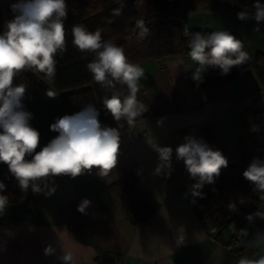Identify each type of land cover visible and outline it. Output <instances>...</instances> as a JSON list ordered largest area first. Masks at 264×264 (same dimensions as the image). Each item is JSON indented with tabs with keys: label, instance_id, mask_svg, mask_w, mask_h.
<instances>
[{
	"label": "crops",
	"instance_id": "crops-1",
	"mask_svg": "<svg viewBox=\"0 0 264 264\" xmlns=\"http://www.w3.org/2000/svg\"><path fill=\"white\" fill-rule=\"evenodd\" d=\"M3 2L11 4V0ZM193 11L198 18L194 28L228 31L252 55L264 53V22L257 30L256 21L233 18L222 5L196 7ZM136 64L144 69L139 88L149 111L137 117L133 125L113 117L104 123L120 132L116 167L107 177L99 176L95 168L75 178L65 176L59 182L50 181L55 187L50 196L40 193L34 194L31 202L8 203L0 215V264H63L59 258L67 251L74 253L76 264H95L96 257L109 258L115 251L124 255L123 264H235L227 246L212 239L207 223L195 214L189 192L195 181L189 178L183 162H176L175 174L160 178L154 172L158 155L151 144L175 149L187 135L203 138L195 126L182 134L173 132L215 116L217 137L213 148L229 160L238 142L239 113L264 110V89L257 74L248 68L234 82L208 90L204 88L208 70L203 82L197 84L193 74L198 65L189 56L147 59ZM260 158L264 159V153ZM128 166L136 167L137 184L160 206L150 221L140 225L128 221L120 199L109 189ZM84 199L91 203L81 213L77 209ZM255 213L264 214V202ZM254 214L242 241L258 240L259 259L264 256V218ZM234 229V222L223 228L225 240L232 237ZM49 245L54 252L45 255Z\"/></svg>",
	"mask_w": 264,
	"mask_h": 264
},
{
	"label": "clouds",
	"instance_id": "clouds-1",
	"mask_svg": "<svg viewBox=\"0 0 264 264\" xmlns=\"http://www.w3.org/2000/svg\"><path fill=\"white\" fill-rule=\"evenodd\" d=\"M67 7L66 0H16L10 5L13 19L5 22L4 31L0 33V164L7 165L8 172L25 194L31 188L35 194L50 196L55 192L51 178H75L94 168L99 176L107 177L118 163L120 132L117 127L102 124L100 110L92 104L75 114L58 117L50 125V131L57 135L40 147V133L30 123L33 114L25 110L23 103L27 86L14 84L24 70L43 73L49 81L54 79L56 56L66 51L64 20L68 15ZM252 8L253 11H239L237 18L256 21L258 30L264 22V3L254 0ZM115 14L119 15V9ZM136 27L140 29L141 37L148 33L143 20L137 21ZM72 36L73 44L80 51L95 54L88 69L102 88L112 92L103 99L104 108L115 121L125 120L128 125H133L137 117L149 111L137 97L144 69L129 62L123 48L103 40L99 29L90 32L83 25H74ZM188 47L189 57L198 65L193 74L197 84L203 82V74L208 68H218L221 75H227L233 67L245 64L250 58L243 42L223 30L210 34L193 33ZM117 84L126 86L128 94L117 91ZM46 95L55 98L58 94L47 90ZM151 147L158 155L154 170L157 175L164 169L171 175L173 154L177 161L183 162L189 178L195 181L189 186L193 198H203V187L213 184L221 169L228 166L227 158L219 149L192 135L185 136L183 143L175 149L158 143ZM243 177L264 200V159L254 157ZM5 189V183L0 181V215L4 214L8 204V197L3 194ZM90 203L84 199L77 210L85 213ZM254 215L264 218V214ZM252 216L247 219L251 220ZM53 252L50 245L44 249L45 255ZM60 259L63 264H76L71 251L64 252ZM238 264H264V256L259 259L242 257Z\"/></svg>",
	"mask_w": 264,
	"mask_h": 264
},
{
	"label": "trees",
	"instance_id": "trees-1",
	"mask_svg": "<svg viewBox=\"0 0 264 264\" xmlns=\"http://www.w3.org/2000/svg\"><path fill=\"white\" fill-rule=\"evenodd\" d=\"M16 0H12L15 3ZM264 3V0H261ZM254 0H66L68 15L64 20L66 51L57 54L56 72L49 81L43 73L35 70H24L18 74L14 84H25L26 94L23 100L25 110L31 112V125L40 133V147L46 145L57 133L50 131V125L58 117L79 112L92 104L100 110L102 124L111 118L103 106V99L112 94L111 90L101 87L88 69V64L95 58L91 52H82L73 44L72 28L83 25L88 31L101 30L102 39L111 41L123 48L129 62L136 64L147 59L167 58L171 56H189L188 45L193 33L210 34V29L196 28L185 32L183 23L188 14L196 7L235 6L241 10L253 11ZM10 4V5H11ZM10 5L7 6L5 20L13 19ZM119 9V15L115 11ZM169 17L176 18L180 25L169 22ZM5 20L0 5V33L4 31ZM143 20L148 33L140 36L136 23ZM187 33V35H186ZM249 60L233 67L229 74L221 75L218 68H208L205 89L223 86L234 82L239 74L252 68L257 74L260 87L264 89V53L252 55L248 48ZM47 90L58 95L49 98ZM116 90L128 94L126 86L117 84ZM138 100L144 103V95L139 88ZM237 123V145L228 160V166L222 168L213 184H206L203 198H194L192 205L197 217L206 222L209 234L216 242L227 246L235 264L242 257L256 259L258 240L246 236L249 222L247 217L253 215L264 200L253 191V185L243 177L244 170L255 157L254 143L260 142L264 148V110L246 109L239 113ZM190 126H195L210 146H215L217 137L216 117L202 119L193 124L175 129V133H184ZM39 151V148L37 149ZM65 176L51 178L59 182ZM138 171L135 166H128L124 174L109 187L111 193L120 199L128 221L140 225L152 219L160 209L159 204L151 199L147 192L137 184ZM0 181L6 185L3 193L8 203L21 204L34 200L29 188L21 192L17 181L8 172L7 165L0 164ZM242 201V202H241ZM230 205H234L230 209ZM235 223L234 233L225 240L222 230Z\"/></svg>",
	"mask_w": 264,
	"mask_h": 264
},
{
	"label": "built area",
	"instance_id": "built-area-1",
	"mask_svg": "<svg viewBox=\"0 0 264 264\" xmlns=\"http://www.w3.org/2000/svg\"><path fill=\"white\" fill-rule=\"evenodd\" d=\"M229 14L233 17V18H237V13L239 11H241V9H238L235 6H227L226 7ZM238 19V18H237ZM177 160L175 157L172 158V169L173 171L171 172L172 174L176 173V168H175V164H176ZM168 171V169H166ZM159 177L164 179V178H168V174L167 172L163 171L159 174ZM123 260H124V255L120 252H113L111 254V256L109 258H104V257H96V259L94 260L95 264H123ZM59 261L63 262L60 258Z\"/></svg>",
	"mask_w": 264,
	"mask_h": 264
},
{
	"label": "rangeland",
	"instance_id": "rangeland-1",
	"mask_svg": "<svg viewBox=\"0 0 264 264\" xmlns=\"http://www.w3.org/2000/svg\"><path fill=\"white\" fill-rule=\"evenodd\" d=\"M3 1L4 0H0V5L2 7L3 18L5 20L7 6L5 5V3ZM6 2H7V0H6ZM11 2H12V0H11ZM196 17L197 16L195 14V11H193V12H191V13L188 14V17H187L186 21L183 23V30L185 32H187L189 30H192V29L199 28V27L194 28L195 27L194 26L195 25L194 24L195 23V20L198 19ZM5 22H6V20H5ZM256 143L257 142L254 143L253 153H255V156L256 157H260V156H262V153H264V149H261V146H259L261 144L260 142H258L257 144Z\"/></svg>",
	"mask_w": 264,
	"mask_h": 264
},
{
	"label": "water",
	"instance_id": "water-1",
	"mask_svg": "<svg viewBox=\"0 0 264 264\" xmlns=\"http://www.w3.org/2000/svg\"><path fill=\"white\" fill-rule=\"evenodd\" d=\"M169 22L175 24V25H180V21L176 18H173V17H169Z\"/></svg>",
	"mask_w": 264,
	"mask_h": 264
}]
</instances>
